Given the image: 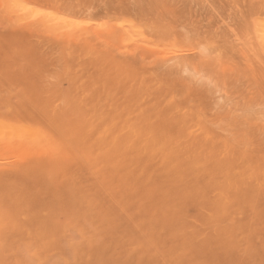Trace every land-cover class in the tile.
Segmentation results:
<instances>
[{"label":"rangeland","instance_id":"rangeland-1","mask_svg":"<svg viewBox=\"0 0 264 264\" xmlns=\"http://www.w3.org/2000/svg\"><path fill=\"white\" fill-rule=\"evenodd\" d=\"M87 1L0 0V264H264V0Z\"/></svg>","mask_w":264,"mask_h":264},{"label":"bare ground","instance_id":"bare-ground-1","mask_svg":"<svg viewBox=\"0 0 264 264\" xmlns=\"http://www.w3.org/2000/svg\"><path fill=\"white\" fill-rule=\"evenodd\" d=\"M66 1H67V0H66ZM85 1H87V0H85ZM90 1H92V0H90ZM70 2H71V1H70ZM72 2H73V1H72ZM72 2H71V4H72ZM88 2H89V1L85 2V3H86V7H87V3H88ZM99 2H100V1H99ZM102 2H103V0H102ZM105 2H106V1H105ZM154 2H155V1H154ZM55 3H56V2H55ZM62 3H63V1H62ZM83 3H84V2H83ZM93 3H94V2H93ZM97 3H98V2H97ZM106 3H107V2H106ZM124 3H125V2H124ZM130 3H131V2H130ZM79 4H80V3H79ZM90 4H91V3H90ZM90 4H89V5H90ZM99 4H100V3H99ZM128 4H129V2H128ZM132 4H133V0H132ZM72 5H73V4H72ZM72 5H71L70 7L64 5L63 8H66V9H67V7H69V9H70V8L74 9V8L72 7ZM74 5H77V3L74 4ZM89 5H88V6H89ZM95 5H96V4L94 3V6H95ZM103 5H104V4H103ZM107 5H110V4H106L105 6H107ZM112 5H113V3H112ZM60 6H61V4H60ZM60 6H59V7H60ZM78 6H79V5H78ZM78 6H77V7H78ZM81 6H82V5H81ZM115 6H116V5H115ZM131 6H132V5H131ZM92 7H93V6H92ZM98 7H99V6H98ZM101 7H102V6H101ZM101 7H100V8H101ZM136 7H137V6H136ZM61 8H62V7H61ZM78 8H79V7H78ZM80 8H81V7H80ZM84 8H85V7H84ZM84 8H83V9H84ZM88 8H89V7H88ZM90 8H91V7H90ZM103 8H105V7H103ZM107 8H108V6H107ZM123 8H125V7H123ZM132 8H133V7H132ZM83 9H82L81 11H83ZM95 9H97V8H95ZM114 9H115V7H114ZM127 9H128V8H127ZM133 9H134V8H133ZM139 9L141 10L140 7H139ZM90 10H91V9H90ZM137 10H138V9H137ZM140 10H138L139 13L142 12V11L140 12ZM62 11H63V9H62ZM64 11H65V9H64ZM72 11H73V10H72ZM84 11H85V10H84ZM88 11H89V10H88ZM98 11H99V10H98ZM123 11H124V10H123ZM134 11H136V10H134ZM68 12H69V11H68ZM73 12H74V11H73ZM136 12H137V11H136ZM143 12H144V11H143ZM148 12L151 13V11H149V10H148ZM81 13H82V12H81ZM93 13H95V12H93ZM71 14H73V13L71 12ZM82 14H83V13H82ZM89 14H90V13H89ZM84 15H85V14H84ZM90 15H91V14H90ZM92 15H93V14H92ZM149 15H150V14H149ZM151 15H152V14H151ZM203 24H204V23H203ZM212 24H213V23H212ZM195 25H197V24L195 23ZM206 26H207V25H206ZM182 28H183V27H182ZM189 28H190V27H189ZM209 28H210V27H209ZM209 28H208V29H209ZM184 29H185V28H184ZM206 29H207V28H206ZM185 30H187V28H186ZM190 31H191V30H190ZM192 31H193V30H192ZM225 42H226V41H225ZM223 48H224V47H223ZM223 50H224V49H223ZM215 51H216V50H215ZM200 52H201V51H200ZM208 53H209V51H208ZM200 54H201V53H200ZM206 54H207V53H206ZM209 54H210V53H209ZM209 54H208V55H209ZM193 56H194V55H193ZM193 56H192V57H193ZM200 56H201V55H200ZM202 56L205 57V55H202ZM189 57H190V55H189ZM206 57H207V56H206ZM211 57H212V56H211ZM211 57H210V58H211ZM196 58H197V57L194 56V59H196ZM210 58H209V59H210ZM187 59H188V57H187ZM194 59H193V60H194ZM212 59L214 60L215 57H214V58L212 57ZM190 60H191V58H190ZM208 61H209V60H208ZM206 62H207V61H206ZM210 62H211V61H209V62H207V63L210 64ZM212 62H213V61H212ZM181 63H182V61H181ZM209 64H208V65H209ZM210 65H211V64H210ZM198 66H199V65H198ZM174 67H175V66H174ZM181 67H182V66L180 65L179 68H181ZM203 67H204V65H203ZM212 67L215 68V66H212ZM212 67H211V68H212ZM171 68H172V67H171ZM205 68H206V67H205ZM174 69H175V68H174ZM198 69H200V68H198ZM202 69L205 70L204 68H202ZM202 69H201V70H202ZM208 69H209V68H208ZM175 70H176V69H175ZM177 70H178V69H177ZM209 70H210V69H209ZM167 71H170V66H169V70H167ZM178 71H180V70H178ZM178 71L176 72V76H177L178 73H180V72H178ZM190 71H191V70H190ZM211 71H212V70H211ZM170 72H171V71H170ZM172 72H174V71L172 70ZM187 72H189V70H187ZM205 72H206V70H205ZM174 73H175V72H174ZM181 73H182V72H181ZM185 73H186V72H185ZM173 75H175V74H173ZM179 75H180V74H179ZM183 75H185V74H183ZM186 75H187V74H186ZM170 76H171V75H170ZM181 76H182V75H181ZM212 76H213V75H212ZM184 77H185V76H184ZM185 78H186V77H185ZM188 78H189V77H188ZM188 78H187V79H188ZM207 78H208V77H207ZM201 79H202V78H201ZM209 79H210V77H209ZM199 80H200V79H199ZM202 80H203V79H202ZM202 80H201V82H202ZM204 80H205V79H204ZM197 81H198V80H197ZM191 82H192V81H191ZM194 82H196V81H193V83H192L193 85H195ZM204 82H206V81H204ZM208 82H209V80H208ZM202 83H203V82H202ZM200 85H201V84H200ZM202 85H204V83H203ZM211 85H212V84H211ZM183 88H184V87H183ZM212 88H213V87H212ZM214 88H215V87H214ZM184 89H185V88H184ZM251 104H252V103H251ZM263 105H264V104H263ZM257 107H258V106H257ZM261 108H262V106H261ZM261 108H260V109H261ZM136 128H137V127H136ZM252 128H253V126H252ZM254 130H255V129H254ZM248 132H249V131H248ZM134 142H135V141H134ZM49 153H50V152H49ZM125 154H126V151H125ZM55 212H56V211H55ZM220 233H221V232H220Z\"/></svg>","mask_w":264,"mask_h":264}]
</instances>
